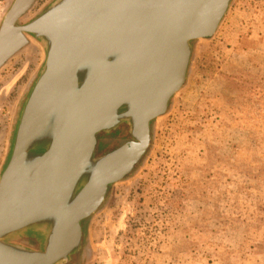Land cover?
Wrapping results in <instances>:
<instances>
[{
    "label": "water",
    "instance_id": "1",
    "mask_svg": "<svg viewBox=\"0 0 264 264\" xmlns=\"http://www.w3.org/2000/svg\"><path fill=\"white\" fill-rule=\"evenodd\" d=\"M37 1L15 0L0 26V71L30 39L46 52L0 177V264H74L234 0H55L22 24ZM122 127L130 140L97 157L98 136ZM30 238L38 248L15 243Z\"/></svg>",
    "mask_w": 264,
    "mask_h": 264
},
{
    "label": "rangeland",
    "instance_id": "2",
    "mask_svg": "<svg viewBox=\"0 0 264 264\" xmlns=\"http://www.w3.org/2000/svg\"><path fill=\"white\" fill-rule=\"evenodd\" d=\"M14 1L0 0V26ZM45 62L30 39L0 71V177ZM128 140L125 127L101 133L96 156ZM74 264H264V0H234L216 35L194 43L185 87L143 162L85 223Z\"/></svg>",
    "mask_w": 264,
    "mask_h": 264
}]
</instances>
